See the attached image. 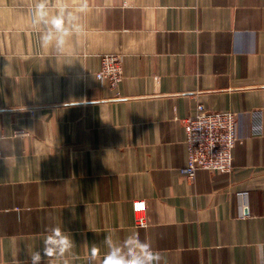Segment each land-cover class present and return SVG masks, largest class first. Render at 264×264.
Returning a JSON list of instances; mask_svg holds the SVG:
<instances>
[{"label":"crops","instance_id":"crops-1","mask_svg":"<svg viewBox=\"0 0 264 264\" xmlns=\"http://www.w3.org/2000/svg\"><path fill=\"white\" fill-rule=\"evenodd\" d=\"M43 2L0 0V264H31L52 227L73 247L42 264H102L132 233L160 264H264V0ZM64 10L71 34L42 46L41 13ZM110 53L116 88L96 75ZM199 103L238 116L231 172L182 171Z\"/></svg>","mask_w":264,"mask_h":264},{"label":"built area","instance_id":"built-area-1","mask_svg":"<svg viewBox=\"0 0 264 264\" xmlns=\"http://www.w3.org/2000/svg\"><path fill=\"white\" fill-rule=\"evenodd\" d=\"M123 56L117 53L106 54L102 57L101 68L96 75L102 83L116 88L125 78ZM253 128L262 132V111L256 110ZM184 127V142L187 145L188 161L182 169L184 174L194 177L198 169L210 171L231 172L234 168V148L239 140V120L234 111L208 110L202 103L197 105L195 113L181 119ZM27 132L18 129L16 136L26 135ZM1 156V151H0ZM138 212L137 223L145 225L147 219L145 201L133 203Z\"/></svg>","mask_w":264,"mask_h":264},{"label":"clouds","instance_id":"clouds-1","mask_svg":"<svg viewBox=\"0 0 264 264\" xmlns=\"http://www.w3.org/2000/svg\"><path fill=\"white\" fill-rule=\"evenodd\" d=\"M39 7L45 8L43 0ZM41 19L50 25L47 32L40 35L42 46H48L53 39L56 41V49L60 50L64 44V38L71 34L72 13L64 10L55 15L45 17L41 13ZM105 244L108 251L103 255L102 264H160V254L154 250L148 242L139 239L135 233L127 236L123 241H114L111 234L105 236ZM73 247L70 236L59 227H52L43 240V250L35 251L31 255V264H42L44 256L59 258L66 257ZM98 250L93 247L90 252V260L95 261Z\"/></svg>","mask_w":264,"mask_h":264}]
</instances>
